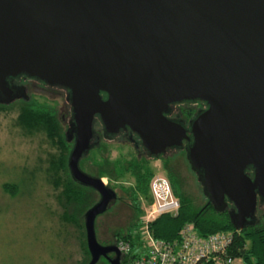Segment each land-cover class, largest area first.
Returning a JSON list of instances; mask_svg holds the SVG:
<instances>
[{
    "label": "water",
    "instance_id": "95a60500",
    "mask_svg": "<svg viewBox=\"0 0 264 264\" xmlns=\"http://www.w3.org/2000/svg\"><path fill=\"white\" fill-rule=\"evenodd\" d=\"M22 74L68 90L69 169L100 194L86 213L89 264L122 257L96 230L117 192L81 168L98 116L107 134L130 128L155 156L184 147L208 203L236 230L258 223L264 0H0V104L21 97L9 81ZM196 100L207 108L188 127L166 116L171 103Z\"/></svg>",
    "mask_w": 264,
    "mask_h": 264
},
{
    "label": "rangeland",
    "instance_id": "374dc122",
    "mask_svg": "<svg viewBox=\"0 0 264 264\" xmlns=\"http://www.w3.org/2000/svg\"><path fill=\"white\" fill-rule=\"evenodd\" d=\"M39 93L28 103L55 109L66 129L70 115L66 90L56 85L40 88ZM24 104L17 101L4 108L0 106V264H80L84 258L81 232L73 225L62 223L64 208L59 201L62 189H56L49 181L50 160L60 156L62 150L43 128L27 131L19 124L18 117ZM95 128L100 130V124L96 123ZM102 146L97 144L98 149ZM97 148L94 147L81 161V168L89 175H98L106 163L113 164L118 160L130 162L133 167L142 165L155 174H165L164 161L135 157L133 147L124 138L109 143L100 152ZM171 163L178 164L184 188L195 203L199 205L206 201L186 159L174 154ZM33 169L37 174L34 173L31 180ZM104 181L108 185L110 178L104 176ZM6 183L12 185L11 190L15 193L4 188ZM112 185L124 198L135 186V176L129 171L123 178L114 177ZM132 208L133 203L130 205L126 199L112 201L107 211L96 220L101 242L122 231V227L128 228ZM256 215L258 223L264 224V204Z\"/></svg>",
    "mask_w": 264,
    "mask_h": 264
},
{
    "label": "trees",
    "instance_id": "16d2710c",
    "mask_svg": "<svg viewBox=\"0 0 264 264\" xmlns=\"http://www.w3.org/2000/svg\"><path fill=\"white\" fill-rule=\"evenodd\" d=\"M0 106L4 108L8 105ZM18 120L19 124L27 131L43 128L48 137L57 143L62 150L60 156L53 157L50 160L49 181L53 183L56 189H62L59 193V201L64 208V214L61 218L62 223L65 225L66 223L73 225L80 230L84 252V258L80 264H89L91 253L87 243L86 213L100 200V194L97 190L78 183L72 177L69 169V155L72 144L67 140L65 134L66 129L61 124L55 109L37 103H26L21 108ZM95 147L97 148V143ZM103 149L97 148L99 152ZM106 164L107 166H103L101 173L96 174V176L102 178L104 176L109 177L110 183L108 186L114 190L115 188L112 185L114 177L118 179L119 177L123 178L129 171L135 176V186L125 195L126 197L119 198V200L126 199L130 205L133 203L135 216L133 218L131 217L132 220L127 229L113 234L116 244L118 240L124 238L131 241L132 245L135 246L138 242V236L135 230L139 225V197L142 195L149 200V182L155 173L149 168H142V165L133 167L132 163H124L120 160L113 164ZM164 171V175L171 182L174 195L179 199L180 207L176 215L162 214L152 222L151 230L156 238L174 240L178 238L180 229L189 222L194 223L197 231L201 235L232 230L234 233L228 254L235 259H240V264H264V224L257 223L256 225L245 227L236 232L231 216L227 210L222 212L216 211L207 200L199 205L196 204L193 197L184 188V181L178 172H176L175 168L168 166L165 167ZM34 173L37 174L36 170L33 169L32 173H30V179L35 176ZM4 188L7 191H12V185L9 183L4 184ZM116 192L118 195V191ZM134 228L135 230H133ZM100 239L98 236L99 241ZM107 239L104 238L100 242L106 245L105 241ZM132 257L122 254L121 264H131ZM99 263L111 264L106 257H101L97 264Z\"/></svg>",
    "mask_w": 264,
    "mask_h": 264
},
{
    "label": "built area",
    "instance_id": "2783aa9c",
    "mask_svg": "<svg viewBox=\"0 0 264 264\" xmlns=\"http://www.w3.org/2000/svg\"><path fill=\"white\" fill-rule=\"evenodd\" d=\"M106 183V182H105ZM149 200L139 197V225L135 230L138 242L135 246L124 238L118 240L120 252L131 258V264H234L241 263L228 254L233 231L225 230L201 235L194 223H186L178 238L162 240L151 230L152 222L162 214L176 215L180 207L178 197L166 175L154 174L148 187ZM238 232L239 230H236Z\"/></svg>",
    "mask_w": 264,
    "mask_h": 264
},
{
    "label": "flooded vegetation",
    "instance_id": "af4514ba",
    "mask_svg": "<svg viewBox=\"0 0 264 264\" xmlns=\"http://www.w3.org/2000/svg\"><path fill=\"white\" fill-rule=\"evenodd\" d=\"M10 85L14 88L17 89V91L20 92L21 97L16 99V101H20V102H31L32 98L35 94H40V88L42 89H47V88H52L54 85H48L45 82L37 79V78H31L28 75L22 74L19 75L17 77H12L10 78ZM65 89V88H64ZM67 94H68V90L65 89ZM106 97V95H104ZM13 102V103H14ZM67 102L68 99H67ZM70 103V102H69ZM0 105H4V104H0ZM207 108V104L203 101H181V102H175V103H171L169 105L168 111L166 113V116L171 118V119H176V120H183L185 121L186 126L188 127L189 125V121L192 119V117L198 113L201 110H204ZM73 115H72V108H71V104H70V115H69V119L67 120V127H66V131L69 128L70 122L73 120ZM100 124V130H96L97 136L98 138L95 140V142H97V144H99V146H102V148L106 147L109 143L114 142L120 138H124L126 139L129 144L133 147V150L135 152V157L138 158H143L144 160H149V159H155V160H162L164 161L165 167H173L175 168L176 172H178V164L177 163H171L172 161V157L174 156V154L176 156H183L187 163V157H186V151L183 148L180 147H170L167 148L166 151L162 154H160L159 156H155L153 153H151L150 151L146 150L142 143L141 140L139 139V137L136 135L135 132H133L130 128L127 129H122L119 133L114 134V135H109L105 132L104 129V125L102 123V121L100 120V117L98 116L96 118V122L95 124ZM72 144V146L74 145V140L72 142H70ZM185 142H183V146H185ZM189 165V163H188ZM190 168V165H189ZM191 169V168H190ZM192 171V170H191ZM194 174L195 172L192 171ZM249 173H251V170H249ZM196 175V174H195ZM104 178V177H103ZM121 198L119 193L117 195V198L113 200L114 201H118V199ZM120 201V200H119ZM112 204V202L110 203V205ZM264 204V203H263ZM262 203H259L257 206V211L260 209H262ZM109 205V206H110ZM134 208H132L133 210ZM230 209V206H229ZM107 211V210H106ZM105 211V212H106ZM104 214V213H103ZM102 215V214H100ZM100 215L97 217V219L100 217ZM135 216V213L133 211V216L132 218ZM257 216V215H256ZM131 218V217H130ZM259 220V218H258ZM126 229L124 227H122V230ZM106 245H114L116 247V240L113 237V235L111 237H109L107 239V241H105ZM110 257L115 256L114 253H110L109 254ZM122 256V253H121Z\"/></svg>",
    "mask_w": 264,
    "mask_h": 264
}]
</instances>
